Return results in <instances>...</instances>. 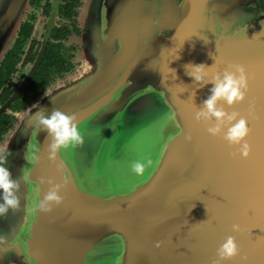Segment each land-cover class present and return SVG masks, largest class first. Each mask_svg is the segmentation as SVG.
<instances>
[{"label": "water", "instance_id": "95a60500", "mask_svg": "<svg viewBox=\"0 0 264 264\" xmlns=\"http://www.w3.org/2000/svg\"><path fill=\"white\" fill-rule=\"evenodd\" d=\"M251 1L82 0L80 70L0 144L20 185L0 216V264H217L230 235L238 255L224 264H264V11ZM28 3L0 0V61ZM187 64L210 67L208 79L245 68V101L225 110L250 125L249 157L194 119L212 85ZM41 108L75 114L84 143L49 160L31 123ZM49 182L63 203L43 211Z\"/></svg>", "mask_w": 264, "mask_h": 264}, {"label": "flooded vegetation", "instance_id": "af4514ba", "mask_svg": "<svg viewBox=\"0 0 264 264\" xmlns=\"http://www.w3.org/2000/svg\"><path fill=\"white\" fill-rule=\"evenodd\" d=\"M81 6L82 0H29L0 61V144L15 129L18 114L80 70ZM245 9L264 11V0H253Z\"/></svg>", "mask_w": 264, "mask_h": 264}, {"label": "clouds", "instance_id": "9594fccd", "mask_svg": "<svg viewBox=\"0 0 264 264\" xmlns=\"http://www.w3.org/2000/svg\"><path fill=\"white\" fill-rule=\"evenodd\" d=\"M207 68L210 67H206L204 64L185 65L186 74L198 87L212 85L209 95L195 111L194 119L207 126L208 135L221 137L228 146L236 148L242 158H247L250 154V146L247 143L250 125L246 119L239 117L238 113H230L225 110L226 107L231 108L245 101L248 90L245 68L238 64L229 65L222 72L212 75L210 79L207 78ZM31 123L35 126L37 133L47 134L48 158L51 161L55 160L58 152L84 143L83 129L78 126L75 114L64 113L59 109L41 108L32 114ZM7 163V153L0 150V216L6 215L10 210L17 209L19 204L17 191L20 185L18 180L12 177ZM145 166L146 162L139 160L133 161L130 165L131 171L137 175L143 174ZM49 183L51 186L43 195V200L40 203V208L43 211H51L53 206L63 203V198L60 195L62 185ZM232 231L239 232L240 226L234 224ZM159 246L160 243L157 242L156 247ZM216 255L217 264H224V262L235 258L238 255L235 237L227 236L218 247Z\"/></svg>", "mask_w": 264, "mask_h": 264}, {"label": "rangeland", "instance_id": "374dc122", "mask_svg": "<svg viewBox=\"0 0 264 264\" xmlns=\"http://www.w3.org/2000/svg\"><path fill=\"white\" fill-rule=\"evenodd\" d=\"M79 21V20H78ZM80 57V56H79ZM80 59V58H79ZM59 84V83H58ZM63 84H65V83H63ZM57 85V84H56Z\"/></svg>", "mask_w": 264, "mask_h": 264}, {"label": "snow or ice", "instance_id": "6c2138e0", "mask_svg": "<svg viewBox=\"0 0 264 264\" xmlns=\"http://www.w3.org/2000/svg\"><path fill=\"white\" fill-rule=\"evenodd\" d=\"M247 94V93H246ZM249 157V156H248Z\"/></svg>", "mask_w": 264, "mask_h": 264}]
</instances>
